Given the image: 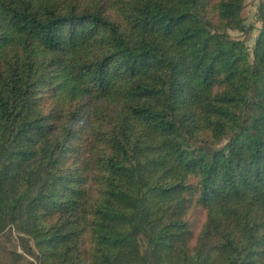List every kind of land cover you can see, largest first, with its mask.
<instances>
[{
  "label": "trees",
  "instance_id": "obj_1",
  "mask_svg": "<svg viewBox=\"0 0 264 264\" xmlns=\"http://www.w3.org/2000/svg\"><path fill=\"white\" fill-rule=\"evenodd\" d=\"M0 0V235L12 264H264V0Z\"/></svg>",
  "mask_w": 264,
  "mask_h": 264
},
{
  "label": "rangeland",
  "instance_id": "obj_2",
  "mask_svg": "<svg viewBox=\"0 0 264 264\" xmlns=\"http://www.w3.org/2000/svg\"><path fill=\"white\" fill-rule=\"evenodd\" d=\"M258 5L259 0H246V5L242 12L246 27L253 29L245 32L231 33L233 38L244 41L251 51L255 45L258 30L261 26V23H258L256 18ZM18 237L19 234L16 232H6L0 235V264H12L13 254L15 252H23Z\"/></svg>",
  "mask_w": 264,
  "mask_h": 264
}]
</instances>
